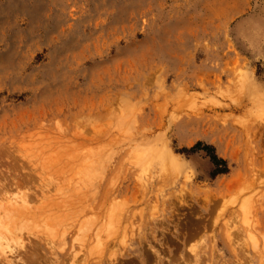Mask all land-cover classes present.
<instances>
[{
	"label": "rangeland",
	"instance_id": "1",
	"mask_svg": "<svg viewBox=\"0 0 264 264\" xmlns=\"http://www.w3.org/2000/svg\"><path fill=\"white\" fill-rule=\"evenodd\" d=\"M2 194L0 264H264V0H0Z\"/></svg>",
	"mask_w": 264,
	"mask_h": 264
},
{
	"label": "bare ground",
	"instance_id": "2",
	"mask_svg": "<svg viewBox=\"0 0 264 264\" xmlns=\"http://www.w3.org/2000/svg\"><path fill=\"white\" fill-rule=\"evenodd\" d=\"M69 156V155H68ZM71 156V155H70ZM72 157V156H71ZM75 173H77V172H75ZM69 198V197H68ZM0 199H4L5 201H6V203H5V207H4V205H3V211L1 210V212L2 213H0V253L1 254H3V252L6 250L5 248L7 247H10V248H13L12 246H15V245H19V243L22 241L21 240V238L23 237V233H21V231L23 230V229H26V227H28V224L30 225V223L32 224V225H34L32 222H30V218L29 217H32L34 214H30V215H32V216H28L27 218H29V223H27L26 224V222L24 221H22L23 219H24V216H25V214L24 213H26V212H24L23 213V209L25 208V206L24 205H22L24 208H22L21 206H19V207H16V206H14V203H10V199L11 198H8V196L7 195H5V194H2V195H0ZM64 199V198H63ZM31 200V199H30ZM25 201V200H24ZM23 201V202H24ZM27 201V200H26ZM32 201H33V199H32ZM22 202V201H21ZM29 202V201H28ZM27 202V203H28ZM62 202V201H61ZM24 203H26V202H24ZM64 203H66L65 201H64ZM16 204V203H15ZM29 204V203H28ZM60 205V204H59ZM1 206V205H0ZM29 206V205H28ZM27 206V207H28ZM2 207V206H1ZM21 207V208H20ZM30 207V206H29ZM31 208V207H30ZM30 208H28V209H30ZM40 208V207H39ZM27 209V208H26ZM26 209H24L25 211H27ZM30 210H33L32 208L30 209ZM29 210V211H30ZM68 210H69V208H68ZM29 211H27L28 213H29ZM34 211V210H33ZM65 211H66V208H65ZM65 211H63V212H65ZM73 211V210H72ZM39 212V211H38ZM43 212V211H42ZM57 212V211H56ZM70 212V211H69ZM30 213H31V211H30ZM35 213V212H34ZM45 213V212H44ZM66 213V212H65ZM24 214V216H22ZM46 214H47V212H46ZM54 214H55V212H54ZM27 215V214H26ZM38 215V217H40L39 216V214H37ZM36 215V216H37ZM42 215V214H41ZM57 215H59V214H57ZM61 215H62V213H61ZM65 215V214H64ZM74 216H75V214H73ZM49 216V215H48ZM56 216V215H55ZM66 216V215H65ZM70 216V215H69ZM73 216V217H74ZM50 217V216H49ZM53 216H51V218H52ZM63 217V216H62ZM62 217H60V218H62ZM67 217V216H66ZM76 217H77V215H76ZM92 217V216H91ZM113 217V216H112ZM23 218V219H22ZM26 218V217H25ZM43 218H45L44 216H43ZM51 218H49V219H51ZM57 218H58V216H57ZM57 218H52L53 219V221H56L57 220ZM89 219H90V216L88 217ZM94 218V217H93ZM51 219V220H52ZM54 219H56V220H54ZM68 219V218H67ZM66 219V220H67ZM70 219H71V217H70ZM73 219V218H72ZM27 220V219H26ZM37 220H39V218H37ZM36 220V221H37ZM43 220V219H42ZM45 220V219H44ZM75 220V219H74ZM92 220V219H91ZM41 221V220H40ZM46 221V220H45ZM58 221V220H57ZM65 221V220H64ZM64 221H62V222H64ZM83 221V220H82ZM86 221V220H85ZM89 221V220H88ZM117 221V220H116ZM27 222H28V220H27ZM52 222V221H51ZM60 222V221H59ZM61 222V223H62ZM67 222V221H66ZM71 222V221H70ZM75 222V221H74ZM112 222V221H111ZM110 222V223H111ZM56 223H58V222H56ZM82 223V222H81ZM95 223V222H94ZM114 223H115V221H114ZM42 224V223H41ZM45 224V223H44ZM60 224V223H59ZM86 224V223H85ZM90 224V223H89ZM47 225H48V223H47ZM78 225V224H77ZM83 225V224H82ZM113 225V224H112ZM112 225H110V226H112ZM31 226V225H30ZM39 226V225H38ZM45 225H43V227H44ZM51 226V225H50ZM79 226V225H78ZM81 226V225H80ZM93 226V225H92ZM32 227V226H31ZM90 226L89 225H87V227H86V229L87 228H89ZM114 227V226H113ZM30 227H28L27 229H29ZM52 228V227H51ZM84 228V227H83ZM111 228V227H110ZM34 229V228H33ZM84 229L85 230V233L87 232V230L88 231H90L89 229ZM98 229V228H97ZM78 230H79V228H78ZM108 230H109V228H108ZM113 230H114V228H113ZM42 231V230H41ZM40 231V232H41ZM98 231H99V229H98ZM98 231L96 230V233H98ZM35 232V231H34ZM28 233V232H27ZM47 233V232H46ZM52 233V232H51ZM26 234V233H25ZM42 234V233H41ZM85 235V234H84ZM93 235H94V232H93ZM95 236V235H94ZM51 238V237H50ZM85 238V237H84ZM21 240V241H20ZM24 240H25V238L23 239V242H24ZM30 241H33V240H31L30 239ZM22 243V242H21ZM254 243H256V242H254ZM26 244V243H25ZM23 246H25L24 244H22ZM19 246H21V245H19ZM28 246V245H27ZM30 246V245H29ZM33 246V245H32ZM35 247V246H34ZM34 247H30V249H29V253H28V251L26 252H24V254L26 255V257L28 258V256L30 257V255H34V253H35V250H34V253H32V251H33V249H34ZM22 249H23V247H21ZM25 248V247H24ZM29 248V247H28ZM38 248V247H37ZM36 248V249H37ZM27 249V248H26ZM98 249V248H97ZM9 250V249H8ZM37 251V250H36ZM22 253V252H21ZM0 254V255H1ZM23 255V254H22ZM39 255V254H38ZM12 257V256H11ZM36 258V257H35ZM35 258H33V259H35ZM29 259V258H28ZM32 259V258H31ZM4 260V259H3ZM6 260V259H5ZM21 261H22V259H21ZM31 261V260H30ZM1 263V262H0ZM8 263H10V262H8ZM32 263L34 264L35 263V260L33 261L32 260ZM165 263V262H164ZM14 264V263H13ZM31 264V263H30ZM40 264V263H39ZM84 264V263H83Z\"/></svg>",
	"mask_w": 264,
	"mask_h": 264
}]
</instances>
